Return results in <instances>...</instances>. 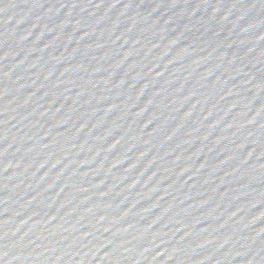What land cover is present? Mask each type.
<instances>
[{
  "label": "water",
  "instance_id": "95a60500",
  "mask_svg": "<svg viewBox=\"0 0 264 264\" xmlns=\"http://www.w3.org/2000/svg\"><path fill=\"white\" fill-rule=\"evenodd\" d=\"M0 264H264V0H0Z\"/></svg>",
  "mask_w": 264,
  "mask_h": 264
}]
</instances>
